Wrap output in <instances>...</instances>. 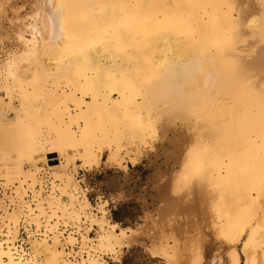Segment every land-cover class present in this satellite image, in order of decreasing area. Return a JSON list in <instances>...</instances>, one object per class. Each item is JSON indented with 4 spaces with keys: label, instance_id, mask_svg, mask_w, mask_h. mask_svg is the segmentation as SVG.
I'll use <instances>...</instances> for the list:
<instances>
[{
    "label": "bare ground",
    "instance_id": "bare-ground-1",
    "mask_svg": "<svg viewBox=\"0 0 264 264\" xmlns=\"http://www.w3.org/2000/svg\"><path fill=\"white\" fill-rule=\"evenodd\" d=\"M175 131L158 211L198 202L227 264H264V0H0V264L119 262L137 230L77 175ZM157 224L159 264L205 263Z\"/></svg>",
    "mask_w": 264,
    "mask_h": 264
},
{
    "label": "rangeland",
    "instance_id": "rangeland-1",
    "mask_svg": "<svg viewBox=\"0 0 264 264\" xmlns=\"http://www.w3.org/2000/svg\"><path fill=\"white\" fill-rule=\"evenodd\" d=\"M180 131L167 134L154 145V149L141 157L135 166L126 163L125 168L108 167L101 165L90 172H80L77 175L81 186L86 190L87 198L95 206L100 199L108 200L106 208L108 217L112 219V212L120 209L118 217L120 227H130L137 230L132 237L129 247L120 254V261L107 259L109 264H159L161 261L150 256L151 248L159 244L158 239H149L148 233H156L153 222L161 226L168 220L172 221L173 229L168 233L177 239L181 251L183 241L190 247L196 244L193 235L196 230L204 233L200 240L204 264H210L213 256L219 257L216 264H227L226 250L223 245L214 239L208 229V220L198 202H192L183 208L171 209L166 212L158 211L166 205L160 193L166 190L169 178L177 169L178 155L182 147ZM49 164L56 163L55 156H48ZM154 233V234H155ZM186 233V235H184ZM19 239H24L21 235ZM21 243V242H20ZM28 252V246L24 243ZM240 248V245L237 247ZM181 251L179 264H187Z\"/></svg>",
    "mask_w": 264,
    "mask_h": 264
},
{
    "label": "trees",
    "instance_id": "trees-1",
    "mask_svg": "<svg viewBox=\"0 0 264 264\" xmlns=\"http://www.w3.org/2000/svg\"><path fill=\"white\" fill-rule=\"evenodd\" d=\"M51 158L54 157V155H49ZM120 209L116 210V211H113L112 212V219L114 222H117V223H120L121 222V219L120 217H118V213H119Z\"/></svg>",
    "mask_w": 264,
    "mask_h": 264
},
{
    "label": "snow or ice",
    "instance_id": "snow-or-ice-1",
    "mask_svg": "<svg viewBox=\"0 0 264 264\" xmlns=\"http://www.w3.org/2000/svg\"><path fill=\"white\" fill-rule=\"evenodd\" d=\"M53 7H54V5H53Z\"/></svg>",
    "mask_w": 264,
    "mask_h": 264
}]
</instances>
